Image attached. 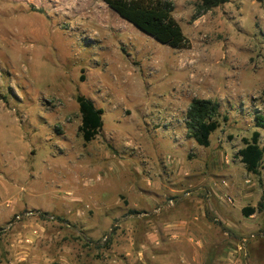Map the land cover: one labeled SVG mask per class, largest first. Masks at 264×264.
Masks as SVG:
<instances>
[{
	"label": "rangeland",
	"instance_id": "rangeland-1",
	"mask_svg": "<svg viewBox=\"0 0 264 264\" xmlns=\"http://www.w3.org/2000/svg\"><path fill=\"white\" fill-rule=\"evenodd\" d=\"M171 1L188 48L103 0H0V264H146V219L196 231L201 212L202 229L165 252H182V264H264V208L214 219L241 184L243 204L264 192V156L254 174L237 153L254 130L264 148V0L196 17L199 0ZM78 93L103 110L89 142ZM192 97L220 105L207 147L186 136Z\"/></svg>",
	"mask_w": 264,
	"mask_h": 264
},
{
	"label": "trees",
	"instance_id": "trees-1",
	"mask_svg": "<svg viewBox=\"0 0 264 264\" xmlns=\"http://www.w3.org/2000/svg\"><path fill=\"white\" fill-rule=\"evenodd\" d=\"M119 16L132 23L157 41L173 48H188L190 40L174 17V3L171 0H103ZM228 0H199L196 17L200 12L216 8ZM76 102L81 114L79 131L84 142L93 140L102 128L103 110L93 100L83 94H76ZM220 105L217 101L192 97L185 113L186 136L197 144L210 145V134L220 126ZM225 118V116H224ZM256 127H264V119L256 115ZM260 132L254 130L250 138H243V146L238 156L246 171L259 174L264 156V148L259 144ZM264 208V192L256 206H244L242 213L249 215Z\"/></svg>",
	"mask_w": 264,
	"mask_h": 264
},
{
	"label": "crops",
	"instance_id": "crops-1",
	"mask_svg": "<svg viewBox=\"0 0 264 264\" xmlns=\"http://www.w3.org/2000/svg\"><path fill=\"white\" fill-rule=\"evenodd\" d=\"M228 161H230V159H228L229 157H226ZM226 176H230L229 174H227ZM225 181V179H222ZM221 183V182H220ZM213 184H216L215 182H213ZM224 186V185H223ZM225 187V186H224ZM210 190V189H209ZM239 193H234L236 195L235 198V205L232 206L231 210H225V212L223 213L220 209V212L223 214L221 217H214V219H217L218 221L221 222V224L226 225H231L232 222L230 220H232L230 218V211H234L235 209H237L238 211L241 212L242 214V208L244 206H252V205H247V204H243L242 202H245L247 200L246 194L248 192V189L243 186L241 184V186H239L238 188ZM211 199V201H213V198H209L207 201H205L204 205L201 203L198 204L199 208L202 210H206V208H208L206 206V204H209V200ZM208 202V203H207ZM237 205V206H236ZM145 213V212H144ZM202 213V212H201ZM201 213H199V217L201 216ZM218 214V211H217ZM151 215V214H150ZM243 217H245L246 215L242 214ZM152 217V215L150 216ZM153 219H146L143 225V229L142 230H138L137 232L140 233V236L142 235L144 242H142L140 245L141 246H145L147 249V252H150V258L146 259V264H177V262H180L181 264L184 263V259L186 258V256L182 254V252H177L176 256H173L171 254L167 252H165L166 250V243L167 240L169 239H179L180 240V235H187V238L189 237L190 239H192V232H199L201 228V226L199 225V217H194V223H196V221L198 222V229L199 230H193L191 231V227L189 225V222H179V221H175V222H168V221H160L159 218H157V216H153ZM219 218H222L219 219ZM224 222V223H222ZM196 225V224H195ZM186 232V233H185ZM190 232V233H189ZM141 240V239H139ZM184 241V240H183ZM140 242V241H139ZM138 242V243H139ZM198 245H194V249L196 251L197 248L201 247L204 245V242L202 240H197ZM164 251V252H163ZM179 254V255H178ZM180 255L181 258L180 259Z\"/></svg>",
	"mask_w": 264,
	"mask_h": 264
},
{
	"label": "water",
	"instance_id": "water-1",
	"mask_svg": "<svg viewBox=\"0 0 264 264\" xmlns=\"http://www.w3.org/2000/svg\"><path fill=\"white\" fill-rule=\"evenodd\" d=\"M136 27V26H135ZM138 28V27H137ZM139 29V28H138ZM139 30H141V29H139ZM142 31V30H141ZM142 32H144V31H142ZM145 33V32H144ZM147 34V33H146ZM148 35V34H147ZM156 40V39H155Z\"/></svg>",
	"mask_w": 264,
	"mask_h": 264
}]
</instances>
